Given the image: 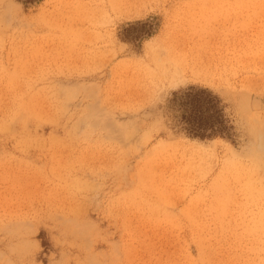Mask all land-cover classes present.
<instances>
[{
	"label": "rangeland",
	"instance_id": "rangeland-1",
	"mask_svg": "<svg viewBox=\"0 0 264 264\" xmlns=\"http://www.w3.org/2000/svg\"><path fill=\"white\" fill-rule=\"evenodd\" d=\"M190 84L231 137L180 128ZM263 150L264 0H0V264H264Z\"/></svg>",
	"mask_w": 264,
	"mask_h": 264
},
{
	"label": "trees",
	"instance_id": "trees-1",
	"mask_svg": "<svg viewBox=\"0 0 264 264\" xmlns=\"http://www.w3.org/2000/svg\"><path fill=\"white\" fill-rule=\"evenodd\" d=\"M168 106L186 134L197 138L231 137L233 124L222 98L212 89L190 84L171 93Z\"/></svg>",
	"mask_w": 264,
	"mask_h": 264
},
{
	"label": "bare ground",
	"instance_id": "bare-ground-1",
	"mask_svg": "<svg viewBox=\"0 0 264 264\" xmlns=\"http://www.w3.org/2000/svg\"><path fill=\"white\" fill-rule=\"evenodd\" d=\"M214 34L213 33H206V34L200 35V39L198 38V40H202L203 43L204 42L206 43V44H204L206 46V47L204 46V49L201 46L200 47L198 46V48H196V49L191 48L187 54H183V56L179 57V59L178 58L174 59V60L181 61V62H179L180 68H177V69L182 70L183 74L189 73L192 76H195V75H199V74H202L205 72H210L212 70L218 71V70H220V68H225L226 65L228 64V61L230 60L229 55L227 54L228 51L224 47H222L220 50L211 44L212 42H214V38L216 37V35H214ZM223 38H225V37H223ZM216 39H217V37H216ZM226 43H227V41H226ZM214 44H216V42H214ZM175 62H173V63H175ZM174 70H175V68H174ZM180 70H177V71H180Z\"/></svg>",
	"mask_w": 264,
	"mask_h": 264
}]
</instances>
